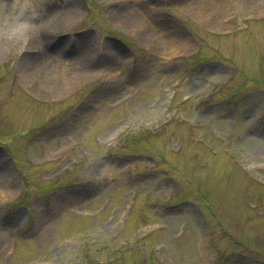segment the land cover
<instances>
[{"label":"rangeland","instance_id":"obj_1","mask_svg":"<svg viewBox=\"0 0 264 264\" xmlns=\"http://www.w3.org/2000/svg\"><path fill=\"white\" fill-rule=\"evenodd\" d=\"M0 264H264V0H0Z\"/></svg>","mask_w":264,"mask_h":264}]
</instances>
